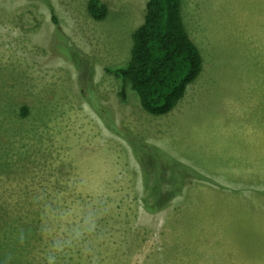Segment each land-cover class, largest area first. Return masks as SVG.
Instances as JSON below:
<instances>
[{"label":"rangeland","instance_id":"1","mask_svg":"<svg viewBox=\"0 0 264 264\" xmlns=\"http://www.w3.org/2000/svg\"><path fill=\"white\" fill-rule=\"evenodd\" d=\"M88 1L0 0V264H264L263 144L221 133H264V0H180L203 68L164 116L109 71L148 0ZM167 154L206 173L150 213Z\"/></svg>","mask_w":264,"mask_h":264},{"label":"trees","instance_id":"2","mask_svg":"<svg viewBox=\"0 0 264 264\" xmlns=\"http://www.w3.org/2000/svg\"><path fill=\"white\" fill-rule=\"evenodd\" d=\"M87 11L94 20L101 21L107 14V7L100 0H89ZM202 68L200 50L188 35L180 15V0H148L144 21L132 34L129 59L109 71L121 84L123 100L126 99V88L130 87L146 113L164 116L183 99L187 86L199 77ZM23 110L25 113L26 108ZM104 122L109 130L120 133L111 120L104 118ZM156 152L164 151H154V157L159 159ZM168 159L174 165L164 167L161 182H154V177L149 174L148 181L144 177L142 201L150 213L166 208L187 180L193 176L203 177L200 171L176 157L171 155ZM159 163L162 164L160 160ZM177 175L179 179H176ZM155 188L159 190L154 191Z\"/></svg>","mask_w":264,"mask_h":264},{"label":"crops","instance_id":"3","mask_svg":"<svg viewBox=\"0 0 264 264\" xmlns=\"http://www.w3.org/2000/svg\"><path fill=\"white\" fill-rule=\"evenodd\" d=\"M224 130L223 131L221 130V133H223L224 136H225L226 145H228L229 141L238 140V137L240 139H243V142L246 141L245 144L249 145V148L251 149L249 154L247 155V158L251 161V163H253V164L256 163V161L254 160V156H256V153H260L261 143L263 144L262 151L264 153V133H262L260 131H256V130H246V129H243V128L242 129H234L237 132H234L233 130H230V129L225 130V131ZM247 137H249V139ZM237 142L239 143V141H237ZM239 149H240V151H242V147H240ZM210 170H212L214 172H212L211 176L208 177V178H212V181H214L215 184L217 183V184L221 185L222 179H220V177L223 178L224 172L220 173V175H218V173H215V171H217L219 169H210ZM253 170H254V165L251 168L250 167L249 168H244V171H238V174L236 175V177L240 178L244 174L251 173V171H253ZM198 171H200V169ZM200 172H201L202 175H205V173H206V171H200ZM226 175H229V176H226ZM225 176L227 178H230V179L234 177L233 175H230L229 172H225ZM258 178H261V177L257 176V175H253V176L250 177V180H248V181H246L244 183H253V181H256V179H258ZM226 186H230L229 183H227ZM236 186H242V184L239 183Z\"/></svg>","mask_w":264,"mask_h":264}]
</instances>
